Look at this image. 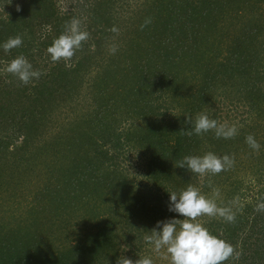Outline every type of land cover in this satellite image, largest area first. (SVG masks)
Masks as SVG:
<instances>
[{"label":"trees","instance_id":"obj_1","mask_svg":"<svg viewBox=\"0 0 264 264\" xmlns=\"http://www.w3.org/2000/svg\"><path fill=\"white\" fill-rule=\"evenodd\" d=\"M127 1L0 0V165L6 162V158L24 157L35 162L30 157L35 149L30 147L40 142L42 132L57 109L66 105L72 96L73 99L78 96L86 77L93 74L99 80L93 87H99V106L96 116L87 121L79 118V122L88 124L91 131H97L99 159L81 161L80 167L72 169L74 177L63 182L62 188L59 186L50 192L61 193L62 196L56 198L61 204H68L74 200L80 202L79 194L88 186L90 194H98L103 205L111 200L117 201L110 209L107 207L109 210L99 209L98 217L105 214L98 218L101 224H97V235L87 236L68 250L56 251L55 255L49 253L50 256H46L38 236L26 238L29 237L26 233L0 229V264H93L101 256L117 264L112 261L118 255L113 241L116 226L122 222L115 223L106 214L113 211L115 216H125L123 224L128 227V234L141 226V221H149L150 227H155L157 221L173 215L181 219L168 210V192H181L191 184L189 180L195 182L198 175L178 166L185 156H203L208 152L234 157L232 167L218 174L209 173L213 181L221 177L224 187L230 188V191H225L223 203L225 208L230 204L234 220L213 218L212 222L203 225L233 246L232 256L223 264H264V121H252L251 124L247 119L243 120L237 127V134L230 138L218 137L215 129L197 135L191 123L186 122V116H190L194 126L197 115L207 113L220 124L217 112L213 113L210 89L220 90L219 95L227 94V81L231 82L229 85L234 87L236 94L239 93L238 101L243 100L249 106V113L258 112L257 117L264 120V84L261 83L264 71L260 70L264 66H255L261 62L262 53L264 55V41L257 40L259 25L252 24L250 19L243 24L240 35L233 36L236 42L227 56L221 59L222 62L216 61L222 54V50H218L222 38L211 41L209 34L219 27L220 20L224 21L227 15L234 13L233 9L247 7L251 12H262L264 0H143L136 9L124 8ZM221 3L229 7L223 8ZM256 15L259 14L252 17ZM116 17L141 19L137 25L131 21L127 30L122 31L120 44L104 51L110 45L109 37L116 36L118 32ZM74 18L80 21L81 30L88 33V38L73 57L53 62L47 49ZM83 18L87 20L81 22ZM16 36L23 38L22 45L5 51L3 44ZM206 44L210 50L205 48ZM216 46L219 48L215 50ZM18 56H24L33 70L41 73L38 79L33 78L25 84L7 71L11 61ZM205 57L208 60L202 62ZM193 61L202 67L204 81L207 82L196 91L188 92V98L179 95L181 104L178 102L184 114L167 106L164 112L152 119V113L155 110L158 113L162 107L155 108L154 102L145 101L150 89L174 84L183 74L181 63L186 62L189 67L188 63ZM188 72L193 79L198 68ZM120 73L126 79L122 86L116 84ZM220 78L223 87L218 84L217 79ZM170 89L168 86L159 93L167 95ZM159 99L156 97L154 101ZM133 118L142 122L137 127L139 134L146 136L143 143L146 142L147 146L143 155L148 159L143 173L146 183L137 187L131 185L120 170L118 175V171L108 169L105 164L109 150H104L106 145L118 150L121 145L131 142L134 132L124 130L121 125ZM224 123L231 126L225 119ZM88 127H84L79 139L91 136ZM249 135L260 144L259 150H254L247 143ZM236 140L240 145H247L244 158H247V168L251 167V176L245 181L235 179V174L244 165L232 149ZM72 142H77L74 137ZM10 174L13 175L14 171ZM254 184L258 190L251 194ZM244 186L250 189L248 194H245ZM53 256H56L55 261L48 263Z\"/></svg>","mask_w":264,"mask_h":264},{"label":"rangeland","instance_id":"obj_2","mask_svg":"<svg viewBox=\"0 0 264 264\" xmlns=\"http://www.w3.org/2000/svg\"><path fill=\"white\" fill-rule=\"evenodd\" d=\"M142 1L143 0H128L125 2L124 8L136 9ZM221 5L223 8L229 7L223 3H221ZM233 12L235 14L232 13L227 15V18L224 21L220 20L219 27L215 28L213 33H209L211 34V41L214 39L219 41V38H222V45L219 46L220 48L217 47L218 45L215 47V50L217 48H219L218 50H222V54L219 59L216 60L218 62H222L221 59L227 56L228 50L232 48V45L236 42V40H234L235 37L233 36L235 34L240 35L239 30L244 26L243 24L249 22V19L252 21V24L259 25L260 30H258L257 40L259 39V42L262 40L264 41V10L257 13L256 10H252L251 12L249 8L243 7L240 10L233 9ZM254 14L259 15L252 17ZM139 19L141 18L116 17L114 20L115 25L119 26L118 32H116V36L109 37L108 40L110 45L106 46L104 51L120 44L121 39L123 38L122 31L125 29L127 30L131 21H135L137 25ZM85 20H87V18H83L81 22ZM215 31L216 33H214ZM90 33L92 32L90 31ZM206 47L207 50H210L209 45L206 44L205 48ZM202 52L203 50L201 53ZM207 60L208 58L205 57L202 62H206ZM186 62L181 63V65H183L181 73L183 72V74H180L174 84L170 83V85H164L161 88H155V90L150 89L147 97L148 100L145 101L154 102L153 107L155 108L159 105L162 107L158 113L156 110L152 113V119L158 116V114L164 112V108L167 106L173 107L174 112L183 113L180 106L181 97L179 95H184L185 98H188V92L190 93L192 89L197 90L202 83L207 82L204 81L205 76L202 67H200L195 61L191 63L189 62V67H187ZM255 66H257V68L264 66L263 53L261 56V62ZM196 67L198 68V73L196 77L192 79L188 70H192ZM97 69H99V67ZM260 70L264 71V68H260ZM262 74L263 73H261V75ZM117 79L119 81L116 84L120 86L126 83V79L121 73L118 75ZM217 80L219 85L222 86L224 84L222 78ZM96 81L99 82V80L94 78L93 74L87 76L78 90V96L74 99L72 96L66 105L57 109L53 114V118L51 116L52 120L46 125V130L44 129L42 132L43 136L39 139L40 142H35L32 147H30L35 149L34 154L30 156L33 160L35 159V162H32L31 160L28 161L24 157L17 159L6 158L4 159L6 162L3 165H0V229H3L4 231H6V229H11V231L20 234L26 233V236L29 235V237L26 238L34 239L33 236H38L39 243L43 246L46 256H48L49 253L55 255L56 251L68 250L71 245L75 244L77 241L83 240V238H87V236L92 235L93 237L94 235H97V230H99L97 224H101V221L99 220L100 216L105 214L103 213L98 217L97 214L99 209L109 210L111 205L114 206L117 203V201L111 200L110 203L103 205V201L99 199L98 194L94 195V192L90 194L88 186L83 193L79 194L81 197L80 202L74 200L68 204H61L58 201V198H56L57 196L59 197V195L62 196L61 193L50 192V190H54V188L59 186L62 188L63 182L68 181L69 178L72 179L74 177L71 174L72 169H76L81 161V163H85L88 159H99V153H97L98 151L96 149V141L99 139L97 131L95 129L94 131H91V127H88V124L79 122V118L87 121L91 116H96L95 112L99 106V87L93 89ZM261 83L264 84V81ZM229 84H231V82L227 81L225 86L228 89L226 90L227 94L219 95L220 90L216 91V88L213 87L210 89L213 96L211 100L214 103L212 105L213 113L214 111L217 112L219 118L218 121H221L219 125L225 124L224 119L225 122H229L231 126L234 125L236 128H239V126L242 125L243 120L246 119L247 122L251 124L252 121H255V123L263 122V119L257 117L258 112L249 113V106L245 105L243 100L238 101L239 93L236 94L237 91ZM168 86L171 88L170 92H168L169 94L160 95V90L166 89ZM215 91L216 93L214 94ZM156 97H159L160 99L154 101ZM138 125L141 126L142 122L137 118L126 120L121 126L124 130H128V132H134L131 142L129 141V143H125L124 141L125 146L121 145L118 150L110 149L109 145L104 147V150H109L108 161L105 164L108 169L111 171L120 170V172L124 174V177L128 178V182L136 187L138 184L141 185L143 182L144 184L146 183L143 173L148 163V159L143 155V153L145 154V148L147 146L146 142L143 143V141L146 140V136L139 134L138 131H140V129L137 127ZM86 126L88 127V133L91 136L79 139V134L85 130L84 127ZM72 137L76 139V143L72 142ZM17 144H20V141H18ZM45 145L48 146L44 147ZM36 146H41V148L37 149ZM246 148V144L240 145L237 140L236 143L232 144V149L233 151L235 150V155L240 158L239 162L244 164L235 174L236 180L242 179L245 181L251 176V167L249 169L247 168V158H244ZM11 171H14L13 175L10 174ZM120 172L118 171L117 174L119 175ZM197 175L195 182H192V180H189V182L199 189L201 188L203 194L214 199L218 207L225 208L223 198L227 193H225V191H230V188L224 187L223 178L216 177L213 181L212 178H209V173L203 176L199 174ZM244 189L245 194H248L250 189L245 186ZM257 190L258 186L254 184L251 188V194L256 193ZM217 192L219 195L216 194ZM96 202L99 203V206ZM54 203H57L58 205L55 206ZM230 203H234V201H231ZM236 204L238 205V202ZM229 205L226 206L229 207ZM107 207L109 209H107ZM227 207L226 209H228ZM230 208L231 206L229 209ZM106 216L110 217L115 223L122 222V224H117L116 226L117 231L113 242H115L114 250L118 252V255L117 257H113L112 261L119 264V261L123 258L135 261L143 256H152L154 264H170V258L163 253H154L152 251V246L144 239V237L149 234L148 231L154 227H150L149 221H141V226L138 228L135 227V230L130 231L128 234L126 233L128 227L126 224H123L126 220L125 216L122 214L115 216L113 211L108 215L106 214ZM213 218L221 219L222 217L218 215L212 217L204 215L198 217L197 221L206 224V222H212L211 220H213ZM181 219H183V217H181ZM137 221L138 220L135 222ZM102 257L103 256L99 258V261L98 259L94 260L93 264L113 263L111 261L108 262L105 257ZM55 258L56 256H53L52 260H49L50 262L48 261V263L55 261Z\"/></svg>","mask_w":264,"mask_h":264},{"label":"clouds","instance_id":"obj_3","mask_svg":"<svg viewBox=\"0 0 264 264\" xmlns=\"http://www.w3.org/2000/svg\"><path fill=\"white\" fill-rule=\"evenodd\" d=\"M87 38L88 33L81 30L80 21L74 18L70 24L66 25L65 32L48 47L47 52L53 62L70 59ZM22 43V37H12L3 44V48L9 51L20 47ZM7 71L16 75L25 84L33 78L38 79L41 75L39 71L33 70L32 64L24 56H18L12 60ZM186 117V122L191 123V128L197 135L211 129L216 130L218 137L230 138L237 134V128L234 125L230 127L219 125L207 113L197 115L194 126L192 118ZM246 140L254 150H259L260 144L253 136L249 135ZM233 164L234 157L217 156L213 152H208L203 156H185L178 167L203 176L208 173L218 174L232 167ZM168 193L169 212L178 214L183 219L172 217L157 221L155 227L144 237L145 241L152 246V251L156 254H165L170 258V264H223L228 260L234 252L233 246L225 239L213 234L198 222L197 218L204 215L210 217L218 215L232 221L234 215L231 214L230 209L218 207L214 199L203 194L192 184L179 193ZM216 194L219 195L218 192ZM119 264H154V260L152 256H143L135 261L123 258Z\"/></svg>","mask_w":264,"mask_h":264}]
</instances>
